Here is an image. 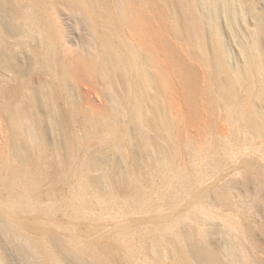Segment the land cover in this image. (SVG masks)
<instances>
[{"label": "bare ground", "instance_id": "1", "mask_svg": "<svg viewBox=\"0 0 264 264\" xmlns=\"http://www.w3.org/2000/svg\"><path fill=\"white\" fill-rule=\"evenodd\" d=\"M55 1L58 0H0V54L6 57L17 54L13 48L23 53L27 51L33 59H38L35 68L43 67L53 75L57 69L58 35L47 11ZM59 1L86 15L84 22L90 31L87 43L90 42L89 48H96L95 53L89 55L88 64L93 72H80L77 80L88 79L97 72L98 79L104 82L105 93H113L112 104L119 108V104L128 99L134 102L130 109L139 126L134 130V139L140 150L137 154L132 145L122 143L123 135L129 132L127 128L119 135L112 124V134L106 132L109 138L104 141L103 149L84 146L90 132H84L79 138L74 130L68 129L69 124H74L73 115L70 114L72 118L68 120L69 112L55 103L60 87L69 90L65 66L60 67V79L50 83L47 90H27V94H34L35 100H39V105L47 106L53 129H64L65 134L60 133L64 136V152L57 166L44 162L42 179L36 177L33 170V167L37 170L39 160L33 161L32 169L29 167L24 173L16 166L15 155L10 154L0 163V264H11L16 257L22 264H33L31 257H37L38 264H121L113 257L104 258L106 254L113 256L110 247L94 249L81 245L77 235L68 229L69 225H58L60 220L56 215L61 213V220L66 222L69 219L87 221L95 231L97 226L117 228L129 213L134 215L139 211L155 214L157 227L150 236L118 233L117 241L125 252L121 259L123 264H264L261 257L264 246L256 242V237L264 241V9L258 8L256 0H163L168 21L166 32L175 40L174 44L184 50L182 59L174 58L176 53L167 40H163L159 57L153 38L161 42V37H146L143 31L139 32V24L124 5L125 0ZM136 1L140 6L146 4V0ZM222 14L231 30L238 28L242 33L239 44L243 63L239 68H231L221 41L218 21ZM127 24L135 31L133 41L119 34V26ZM29 39L35 42L34 48ZM139 47L143 49L140 52L135 49ZM169 56L178 70L182 91L187 94L185 103L191 110L190 115L196 120L202 118L201 122L209 127L216 125L214 117L217 119L221 111L220 122L230 128L229 135L219 139L220 153L215 152V144L210 145V152L202 146L188 144L192 152L189 167L176 164L174 167V163L167 165L164 161L165 149L174 139L175 127L181 126V113L186 109L179 104L175 107L176 114L172 111L173 100L168 97L170 74L161 66ZM195 63L205 67L207 77L200 105L192 98L196 86V72L192 68ZM7 70L15 79L18 74H26L10 64ZM2 79L4 84L5 80H10ZM2 85L0 115L9 117L18 138L32 141L36 134L33 135L32 121L28 120L31 113L28 117V108L25 113L19 102H11L13 98H24L23 83L18 87ZM64 100L71 104L70 111L76 109V98L66 94ZM35 102H30V106L37 110ZM183 124L188 125L185 121ZM153 134L155 138L165 137L168 144L165 149L153 148ZM39 145L35 148L39 149ZM146 150L144 157L147 156L151 164L159 154L160 159L153 167L160 173V180L165 179V184L157 186L164 190L161 198L144 192L145 187L140 183L146 179L145 172L134 176L138 169L130 164L136 155H141L140 151L146 153ZM37 152L40 159L42 151ZM224 166H233L232 175L208 187V180ZM143 169L149 171V167ZM6 171L10 176L4 174ZM95 172L98 174L93 175ZM239 175L240 178L235 179ZM229 177L236 182L230 183ZM43 181L45 189H42ZM233 190L237 195H233ZM126 192L127 197L120 195ZM45 196L49 200L44 201L46 206L42 207L41 199ZM162 198L167 204L157 203V199ZM258 198L262 205L255 202ZM183 202V212H174ZM165 210H169L170 215H161ZM33 212L46 217L41 218L43 230L55 227L72 235L65 240L56 232L45 230L39 232V236H31L21 223L29 224L30 219L17 214ZM251 225L256 226V230ZM213 238L219 242L216 247L212 245Z\"/></svg>", "mask_w": 264, "mask_h": 264}, {"label": "rangeland", "instance_id": "2", "mask_svg": "<svg viewBox=\"0 0 264 264\" xmlns=\"http://www.w3.org/2000/svg\"><path fill=\"white\" fill-rule=\"evenodd\" d=\"M126 3L124 4L127 6L128 11H130L134 17V20L136 21V24H139V32L142 33L143 36L146 37H153L154 35H158L161 37L160 39H155L154 43L156 44L154 48L156 49L159 57H161V52H159L163 46V40H167L168 43L171 44V46L174 48V51L176 53V56L174 58L181 57L183 59V55L185 54L184 50H181V47H179L177 44H174V42L166 32L168 29V21L166 17L165 12V5L163 3V0H146L145 5H141L136 0H125ZM149 2V3H148ZM257 6L260 9H264V0H256ZM162 4V5H161ZM159 5V7H158ZM47 15L49 16V19H51V24L54 28V31L56 30L58 35V42L57 46L55 48V60L57 63V69L55 70L54 74L52 75L47 69L39 67L38 69L34 66L37 64L38 59H33V56L31 57L28 52H22L19 51L18 48H13L15 53L10 57H6L0 54V86H12L18 87L20 84L23 83V91H25L24 98H13L11 99V102L15 104L19 102L21 108L25 111H27L28 108V120L30 119L32 121V130L34 139L32 141H29V139H21L20 136L18 138V135H15L17 133V130H15L14 127H12L11 123L9 122V117L5 115H0V163L5 162L4 160L9 157V155H15L16 162L12 164H17L16 166H19V171L24 173L28 171V168L30 167L32 169L33 167V161L38 163V168L34 170V174L36 177L43 178L42 175H44L42 166L46 163V165L49 163L50 165H55L59 163L62 159V153L63 150V140L65 133H63L64 129H58L54 130L51 123H50V117H49V110L46 108L47 106H44L42 104L39 105V100H35L34 94H27V90H41L42 88L44 90H47L49 88L50 83L56 82V80L60 79V67L65 66L66 71L68 74V82H69V90L66 91L65 89H61L58 91L59 93V100L55 102L59 107L64 108L67 113L68 120H71L72 115L74 119V126L72 127L71 124H69L68 129L74 130L76 135L79 138H82L84 135V132H90L91 135L87 136L84 140V146H86L88 149H103L104 147V141L109 138V134L111 133L112 124L116 127V134H123L124 129H128V134L123 135L122 143L125 145H132L134 148V151L139 154L138 147H136V141L134 139V130L139 128L137 123H135L134 120V113L130 109L131 99H128L127 101L120 103L119 108L117 105L112 104L111 97L113 96V93L108 92L105 93V86L104 82L100 79H98V73L96 72V75H93L89 77L88 79L84 80H77L80 78V74L82 72L91 73L93 72V68L91 66L89 67V55H93L95 53L96 48L91 49L89 48V43H87L88 35L90 33L89 28L86 26L84 22V17H86L85 14H83L80 10L77 12L75 10L70 9L66 5L63 4L62 1H55L51 6L48 7ZM117 17V16H116ZM53 20V21H52ZM218 27L220 28L221 33V41L224 44V49L228 52V62L231 68H239L243 63V57L241 56L240 52V37L242 33L237 28L236 31L231 30V28L228 25V22L226 21V18L224 14L220 16L218 21ZM119 34L123 36L126 40L133 41L134 37H136L135 31L133 30V27H131L129 24L126 26L120 25L119 26ZM233 35V36H232ZM62 36V37H61ZM142 36V37H143ZM29 43L34 48L35 42L31 41L29 39ZM91 49L90 51H88ZM137 51H142L143 49L141 47L135 48ZM1 50V46H0ZM13 51V52H14ZM88 51V52H87ZM25 55V56H24ZM170 55V54H169ZM167 61L161 62L162 68L169 72L170 79L168 80V97L173 100V107L172 111L176 114L177 109H175L176 105H181L185 107L186 109L183 110L181 113L183 116L181 118L182 124L181 126L175 127L174 130V139H172V142L170 145L166 144L165 137L162 138L158 137L155 138L154 136V143L153 148L155 147L156 151H158L159 147H164L165 144L168 145L165 151H167V156L164 157V161H166L167 165L169 163H174V167L176 165H182V166H190V159L189 155L192 154L190 145H194L192 147H200L202 146L203 149H206L207 152H210L211 146L215 144V152L220 153V149H218L220 144V137L229 135L230 128L225 125L224 123L220 122L221 118L223 117V113H218L217 119L214 117V122H216V125H210L209 127L206 126V123L203 124L201 122V119L196 120L193 118L191 114V110L188 109L187 103L188 102L186 97L187 94L185 91H182L181 87V79L179 80V73L177 68L173 67L172 63V56L167 58ZM186 63V59L184 60ZM33 63V64H32ZM12 65L15 70H21L26 72L25 75L18 74L17 79H15V76L11 74V72H8V66ZM64 64V65H63ZM18 66V67H17ZM6 68V69H5ZM192 68L194 69V72H196V79H195V88H193V96L198 103H201L202 95H203V89L205 82L207 80L206 77V70L205 67H201L197 65L196 63L192 65ZM4 69V70H3ZM7 70V71H5ZM19 70V71H20ZM3 74V75H2ZM10 79L9 81L2 79ZM14 77V79L12 78ZM22 79H18L21 78ZM27 77V78H26ZM59 77V78H58ZM223 78V74L220 76ZM26 78V79H25ZM58 78V79H57ZM74 78V79H72ZM15 80V81H14ZM18 80V81H17ZM2 81V83H1ZM11 81V82H10ZM24 81V82H23ZM26 81V82H25ZM18 82V83H17ZM20 83V84H19ZM26 84V85H25ZM15 85V86H14ZM79 86V87H78ZM30 87V88H29ZM104 87V90L102 88ZM28 88V89H27ZM108 89V88H107ZM106 89V90H107ZM80 91V92H79ZM70 96L71 98H76V101L78 100V105L76 106V109L71 108V104L68 105V103L64 100V97ZM185 94V95H184ZM81 95V96H80ZM76 96V97H75ZM18 99V100H17ZM15 100V101H14ZM199 100V101H198ZM36 101V102H35ZM29 102V103H28ZM30 102H35V105H37V110L35 108L33 109V106H30ZM28 106H26L27 104ZM38 103V104H36ZM26 104V105H25ZM31 108V109H30ZM30 110V112H29ZM34 110V111H33ZM120 113L121 115L117 116L116 113ZM189 112V113H188ZM144 113L146 116H149L145 111ZM72 114V115H70ZM124 114V115H123ZM189 115V116H187ZM42 118L37 119L35 118ZM43 116V117H42ZM34 117V118H33ZM189 117V118H188ZM44 118V119H43ZM48 118V119H47ZM197 118V117H196ZM187 119V120H186ZM37 120V121H36ZM210 119L208 118V121ZM34 121V122H33ZM43 121L42 123H40ZM183 121L187 122L188 125H184ZM69 122V121H68ZM35 125H34V124ZM71 123V121H70ZM196 123V124H195ZM41 124V125H39ZM208 125V124H207ZM52 128H51V127ZM71 126V127H70ZM94 126V128H91ZM111 126V127H110ZM34 128V129H33ZM92 129V130H91ZM210 129V130H209ZM109 131L108 133H106ZM36 132V133H35ZM69 132V131H68ZM62 133V134H60ZM133 133V134H132ZM152 135V133H151ZM42 137V139H41ZM119 137V136H118ZM38 140H37V139ZM41 139V141H40ZM34 140V141H33ZM189 141V142H188ZM34 142H37L33 144ZM40 142V143H39ZM45 142V143H44ZM25 144V145H24ZM36 144H40L38 146L39 149H36ZM190 144V145H188ZM207 145V146H206ZM13 149V150H12ZM59 151H57V150ZM85 149V148H84ZM20 152V154H15L16 151ZM36 150V151H35ZM38 151H42L41 158L38 159ZM55 150V151H54ZM23 151L25 153H23ZM214 151V150H213ZM11 152V153H10ZM55 152V153H54ZM23 153V154H21ZM61 153V154H60ZM141 155H136L135 159H132L130 164L132 166L134 165V169H138V171H135L134 176H140L143 175L145 172L146 179L140 183L142 186L145 187V193L147 195L153 196V197H160V194L164 192L163 188L159 189L157 186H161L165 184V182L161 179L160 173L154 170L155 167L154 164H156V160L160 159L158 158V155L156 157V160L151 164V160L147 159L148 157L144 155L146 153L140 151ZM23 155V156H22ZM58 155V156H57ZM143 155V157H142ZM177 155V156H176ZM140 156V157H139ZM192 159V158H191ZM209 160V159H208ZM26 161V164L24 162ZM42 161V162H41ZM58 161V163H56ZM45 162V163H44ZM55 163V164H54ZM10 164V163H9ZM19 164V165H18ZM176 164V165H175ZM41 165V166H40ZM149 167V171L144 170L143 167ZM229 166V165H228ZM224 166L217 174L212 175V178L208 180L206 183L208 187H211L215 182H220L222 179L227 178L228 176L232 175V168L233 166L229 167ZM39 170V171H38ZM142 170V171H141ZM36 171V172H35ZM243 171V170H242ZM38 172V173H37ZM147 172V173H146ZM42 173V174H40ZM6 176H10V173L8 171L4 172ZM38 174L40 176H38ZM98 173H94L93 175H97ZM244 174V173H243ZM242 174V175H243ZM241 175L237 176L235 179H239ZM113 177V176H112ZM230 183H235L233 177H229ZM115 180V178H113ZM45 181H43L42 184H44ZM234 185V184H233ZM45 184L43 185L42 189H45ZM241 191H244L243 188H240ZM91 193V192H90ZM233 195L236 194V191H232ZM125 197L129 195V193L121 194ZM49 200V197H47ZM46 196L42 197L41 201L43 202V206L47 200ZM47 200V201H48ZM54 200V199H53ZM248 199H246L247 201ZM255 202H260L262 205L261 200L258 198ZM158 204L166 203L165 199H157ZM185 202H183L174 212L180 211V213L183 212V208L185 209ZM167 204V203H166ZM45 205V206H44ZM139 208H136L135 210H138ZM169 210H165L161 215H170ZM17 216L21 218H28L30 219V222H21L23 226H26L24 228L25 232L30 234L31 236L37 235L39 236V232L41 231H47L50 232L54 231L57 234H59L63 239H68L72 234L70 231L77 235V240L82 244H87L88 246H92L94 249L101 248V247H110L113 251V256L106 254L104 256L105 259L113 257L117 262L123 264L122 258L125 257L124 255V248L122 244L117 241L118 233L121 231H125V233H135L137 236L144 235V236H150L151 231L157 227L155 224L157 220V216L153 213H143L139 211L138 214H132L129 213L127 215V218L125 221L117 228H113L111 225L107 226H97L96 230L94 231V227L87 222H78L73 220L63 221L62 214L58 213L56 217L60 220L58 222V225H69L68 229L70 231L62 232L61 230H58L57 228L48 227L43 230L41 228V218H46L43 215H40L38 213H19ZM52 223V222H51ZM27 224V225H24ZM55 224V222H54ZM98 224V223H96ZM246 224V222H245ZM251 225V228L253 230H256ZM33 234V235H32ZM73 234V235H74ZM33 238V237H32ZM256 242H258L259 245L264 246V241L262 239H259L256 237ZM117 241V242H116ZM213 243V246H218V241L214 240V238L211 240ZM136 243V242H135ZM120 244V245H119ZM12 245H10V248ZM9 248V249H10ZM11 249H14L13 247ZM16 257V256H15ZM264 258V256H261ZM12 261L11 264H22V262H19V259ZM33 259V260H32ZM31 261L35 264L40 263L37 257H31ZM30 261V262H31ZM37 261H39L37 263ZM33 263V264H34Z\"/></svg>", "mask_w": 264, "mask_h": 264}]
</instances>
